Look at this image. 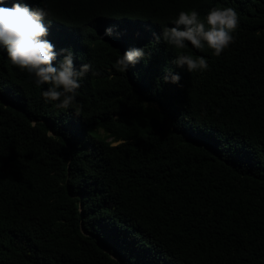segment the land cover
<instances>
[{"label":"trees","instance_id":"1","mask_svg":"<svg viewBox=\"0 0 264 264\" xmlns=\"http://www.w3.org/2000/svg\"><path fill=\"white\" fill-rule=\"evenodd\" d=\"M25 2L101 75L82 110L57 108L0 49V264H264V0ZM213 7L239 14L219 57L154 39ZM130 48L150 55L117 71ZM181 52L208 69L177 68Z\"/></svg>","mask_w":264,"mask_h":264},{"label":"clouds","instance_id":"2","mask_svg":"<svg viewBox=\"0 0 264 264\" xmlns=\"http://www.w3.org/2000/svg\"><path fill=\"white\" fill-rule=\"evenodd\" d=\"M8 3L10 7L5 6ZM48 16L45 8L30 6L25 0H0V49L6 51L13 67L33 78L36 87L48 85L41 92L45 101L57 102L56 107L61 109H69L75 104L82 110L83 104H78L76 100L81 80L89 73L97 77L101 73L94 70L91 64H83L77 69L76 56L71 49L56 50L47 39L50 26L45 20ZM173 25L163 28L154 39L157 42L162 40L177 50H184L189 45L198 51L207 47L219 57L235 42L233 34L239 27V14L234 8L213 7L202 19L196 10L180 11ZM113 35H119L114 27L105 28L103 37ZM146 55L150 54H146L143 48L127 49L116 61L115 67L117 71L126 73ZM58 57L62 59L58 60ZM172 63L188 72L208 69V62L203 56L183 52ZM162 79L179 85L181 76L170 70Z\"/></svg>","mask_w":264,"mask_h":264}]
</instances>
